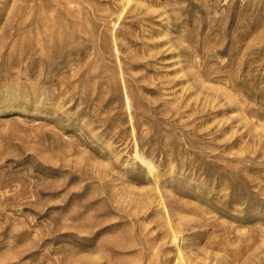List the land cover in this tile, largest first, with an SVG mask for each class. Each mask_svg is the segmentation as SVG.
Returning a JSON list of instances; mask_svg holds the SVG:
<instances>
[{
  "label": "rangeland",
  "instance_id": "rangeland-1",
  "mask_svg": "<svg viewBox=\"0 0 264 264\" xmlns=\"http://www.w3.org/2000/svg\"><path fill=\"white\" fill-rule=\"evenodd\" d=\"M0 264H264V0H0Z\"/></svg>",
  "mask_w": 264,
  "mask_h": 264
},
{
  "label": "bare ground",
  "instance_id": "bare-ground-1",
  "mask_svg": "<svg viewBox=\"0 0 264 264\" xmlns=\"http://www.w3.org/2000/svg\"><path fill=\"white\" fill-rule=\"evenodd\" d=\"M139 160H140V162H141L143 165L146 166V168H147L149 171H151L152 166L150 165V163H149L148 161H145L142 157H139Z\"/></svg>",
  "mask_w": 264,
  "mask_h": 264
}]
</instances>
